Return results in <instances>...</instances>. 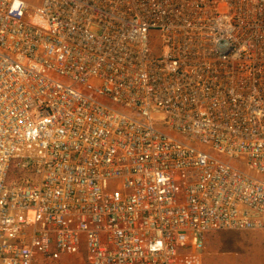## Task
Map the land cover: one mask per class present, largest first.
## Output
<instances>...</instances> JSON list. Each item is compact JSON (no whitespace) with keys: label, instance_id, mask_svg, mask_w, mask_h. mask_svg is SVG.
<instances>
[{"label":"built area","instance_id":"obj_1","mask_svg":"<svg viewBox=\"0 0 264 264\" xmlns=\"http://www.w3.org/2000/svg\"><path fill=\"white\" fill-rule=\"evenodd\" d=\"M264 233V0H0V264H179Z\"/></svg>","mask_w":264,"mask_h":264},{"label":"rangeland","instance_id":"obj_2","mask_svg":"<svg viewBox=\"0 0 264 264\" xmlns=\"http://www.w3.org/2000/svg\"><path fill=\"white\" fill-rule=\"evenodd\" d=\"M179 264H264V233H209L201 250L185 249L180 252Z\"/></svg>","mask_w":264,"mask_h":264}]
</instances>
